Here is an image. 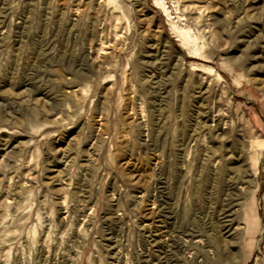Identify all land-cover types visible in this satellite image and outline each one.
I'll return each mask as SVG.
<instances>
[{"label": "rangeland", "instance_id": "rangeland-1", "mask_svg": "<svg viewBox=\"0 0 264 264\" xmlns=\"http://www.w3.org/2000/svg\"><path fill=\"white\" fill-rule=\"evenodd\" d=\"M261 143L264 0H0V264H264Z\"/></svg>", "mask_w": 264, "mask_h": 264}, {"label": "bare ground", "instance_id": "bare-ground-1", "mask_svg": "<svg viewBox=\"0 0 264 264\" xmlns=\"http://www.w3.org/2000/svg\"><path fill=\"white\" fill-rule=\"evenodd\" d=\"M213 122V121H212ZM231 133V132H230ZM252 147H255V151H256V149H259L260 151H262L263 149H264V144H259V145H255V146H252ZM254 151V150H253ZM254 151V152H255ZM214 152V151H213ZM206 153V152H205ZM205 153H204V155H205ZM215 153H217V152H215ZM215 153H213V155H215ZM208 154V153H207ZM260 154V153H259ZM213 155H212V157H213ZM206 156V155H205ZM204 158V157H203ZM208 159H209V157H207ZM211 159V158H210ZM205 160H206V158H205ZM203 160H201V162H202ZM207 161V160H206ZM209 161V160H208ZM207 161V162H208ZM204 163V162H203ZM203 168V167H202ZM205 168V167H204ZM245 228V227H244ZM248 230V229H247ZM184 237H189V239H192V238H194V236H193V233H190V234H187V235H184ZM185 241V240H184ZM201 241H200V239H197L196 241H195V246L197 247V248H201ZM206 258H202V264H204V263H206ZM194 262V261H193ZM196 264H200V263H196Z\"/></svg>", "mask_w": 264, "mask_h": 264}]
</instances>
